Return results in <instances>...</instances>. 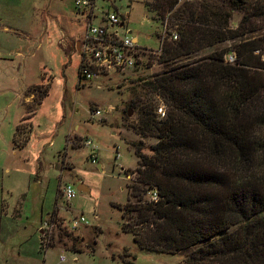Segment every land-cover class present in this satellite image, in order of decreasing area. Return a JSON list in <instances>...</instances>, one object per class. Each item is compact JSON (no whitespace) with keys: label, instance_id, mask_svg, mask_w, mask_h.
I'll use <instances>...</instances> for the list:
<instances>
[{"label":"rangeland","instance_id":"obj_1","mask_svg":"<svg viewBox=\"0 0 264 264\" xmlns=\"http://www.w3.org/2000/svg\"><path fill=\"white\" fill-rule=\"evenodd\" d=\"M94 3L91 24L102 10L114 8L124 24L117 35L135 37L144 50L131 68L77 84L76 46L84 20L72 0H0V264H183L182 252L136 247L120 230L119 210L112 205L127 197L132 174L124 171L136 159L130 142L140 141L146 154L155 142L129 127L137 121L130 98L150 96L163 111L145 82L163 68L159 42L170 27L143 0ZM237 17L232 14V24ZM86 139L90 145L83 144ZM65 181L74 188L67 202L59 193ZM78 183L87 190H77ZM51 212L53 223L47 219ZM78 215L86 223L70 228ZM50 235L52 246L40 248L39 240Z\"/></svg>","mask_w":264,"mask_h":264},{"label":"trees","instance_id":"obj_2","mask_svg":"<svg viewBox=\"0 0 264 264\" xmlns=\"http://www.w3.org/2000/svg\"><path fill=\"white\" fill-rule=\"evenodd\" d=\"M143 4L170 27L159 42L163 68L145 82L164 109L156 117L152 97L130 98L129 127L155 142L149 154L130 142L127 197L112 204L120 230L138 248L184 253L183 264H264V0ZM41 240L52 246L51 235Z\"/></svg>","mask_w":264,"mask_h":264},{"label":"built area","instance_id":"obj_3","mask_svg":"<svg viewBox=\"0 0 264 264\" xmlns=\"http://www.w3.org/2000/svg\"><path fill=\"white\" fill-rule=\"evenodd\" d=\"M73 9L78 17L83 18V31L77 40L76 53L79 55V63L77 67L76 80L89 81L96 78L101 72L103 73H121L131 68L139 61L140 55L144 48L137 46L135 37H122L117 35V27H124V24L118 20L114 8L105 9L100 12L99 22L91 24L95 15L92 14L94 9V0H72ZM127 30L123 28V33ZM171 39H175L176 35L171 33L168 35ZM225 62L233 61V55L227 53L224 56ZM82 82V83H83ZM81 84V83H80ZM156 112L162 116L161 108ZM94 113H98L95 110ZM90 140H83L84 145H90ZM93 149V147H91ZM90 161L95 157L93 150L89 152ZM74 188L71 183L63 182L60 185V196L66 202L69 201L74 194ZM148 198L155 200V191L148 192ZM79 222L86 223L82 215L72 218L69 224L73 228ZM45 221L42 223L45 226ZM64 255L60 254L58 260L61 261Z\"/></svg>","mask_w":264,"mask_h":264},{"label":"water","instance_id":"obj_4","mask_svg":"<svg viewBox=\"0 0 264 264\" xmlns=\"http://www.w3.org/2000/svg\"><path fill=\"white\" fill-rule=\"evenodd\" d=\"M129 113H130L129 110H126V114H129ZM76 189H77V190H83V191H86V190H87V188H86L85 186H83L82 183H78V184L76 185Z\"/></svg>","mask_w":264,"mask_h":264},{"label":"crops","instance_id":"obj_5","mask_svg":"<svg viewBox=\"0 0 264 264\" xmlns=\"http://www.w3.org/2000/svg\"><path fill=\"white\" fill-rule=\"evenodd\" d=\"M96 165H98V164H96Z\"/></svg>","mask_w":264,"mask_h":264}]
</instances>
